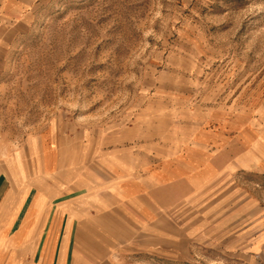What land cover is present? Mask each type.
Here are the masks:
<instances>
[{
  "label": "rangeland",
  "instance_id": "374dc122",
  "mask_svg": "<svg viewBox=\"0 0 264 264\" xmlns=\"http://www.w3.org/2000/svg\"><path fill=\"white\" fill-rule=\"evenodd\" d=\"M24 25L0 57V167L32 187L44 142L55 193L108 149L209 140L222 171L186 202L185 254L115 264H264V0H31Z\"/></svg>",
  "mask_w": 264,
  "mask_h": 264
},
{
  "label": "crops",
  "instance_id": "0c3cea01",
  "mask_svg": "<svg viewBox=\"0 0 264 264\" xmlns=\"http://www.w3.org/2000/svg\"><path fill=\"white\" fill-rule=\"evenodd\" d=\"M30 1L0 0L2 17L15 20L0 25V57L11 32L25 27ZM34 144L32 187L26 188L19 158L0 167V264H115L138 248L185 254L186 202L216 185L222 171L215 153L203 149L213 144L209 140L194 142L189 151L173 152L158 142L144 152L114 147L98 153L99 162L81 178L72 174L66 191L53 193L45 181L54 176L57 160L44 142L41 150ZM15 190L23 194L10 212ZM259 237L257 248L264 245Z\"/></svg>",
  "mask_w": 264,
  "mask_h": 264
}]
</instances>
